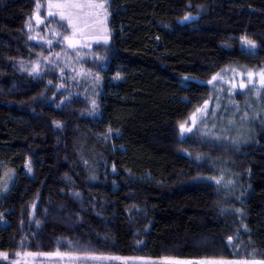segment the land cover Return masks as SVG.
I'll use <instances>...</instances> for the list:
<instances>
[{
  "label": "trees",
  "instance_id": "obj_1",
  "mask_svg": "<svg viewBox=\"0 0 264 264\" xmlns=\"http://www.w3.org/2000/svg\"><path fill=\"white\" fill-rule=\"evenodd\" d=\"M41 18L46 0H0V264L264 261V88L181 134L213 77L264 69V0H110V41L82 60L95 84L60 74Z\"/></svg>",
  "mask_w": 264,
  "mask_h": 264
},
{
  "label": "rangeland",
  "instance_id": "obj_2",
  "mask_svg": "<svg viewBox=\"0 0 264 264\" xmlns=\"http://www.w3.org/2000/svg\"><path fill=\"white\" fill-rule=\"evenodd\" d=\"M49 2L55 3L56 0H46V13H48L49 9L47 8V4ZM83 2V0H82ZM97 2H105L106 9V18L105 12L103 10H99L98 16H84L78 22V28L76 35H72V29L67 27L66 21H62L59 19V16H49L47 14V18H51L53 21L47 25L44 24L46 19L40 20V26H45L46 34V43L54 44L60 42L63 38V43H60L61 47L59 51V55L55 57V62L59 64H63V69L60 71V74L69 70L73 74L72 79H85L91 84H95L99 82V79L93 73L87 72V70L82 65V60L85 57L91 56V49L95 45L106 44L110 41V30H109V16H110V0H97ZM51 11L55 12L57 9L53 8ZM86 13L89 11H98V10H84ZM39 15L40 11H39ZM40 16H37L36 19L39 20ZM38 27V29H39ZM65 36L71 38L69 41L65 39ZM105 38H107V42H105ZM245 41H250L245 39L243 41V46L247 49H255L258 47V44L252 42L255 47H251ZM70 43L72 46H70ZM51 49V48H50ZM50 57V56H49ZM44 60V61H43ZM51 60V59H49ZM46 61V58L41 57V59L36 60L33 64L30 65L29 71L32 73H38L41 70L43 62ZM264 71V69H249L247 73H243L241 69H237L235 67L224 69L222 74L216 76V79L213 80V85L215 89V100L212 99L205 103L203 106L195 110L192 115L188 118V120L183 124L184 128L181 129L182 138H187L198 131L203 133V136L209 137L212 134V129L209 128V124H206L208 121V116L211 111L218 110V106L220 107L222 104L230 105L227 101L229 97H231L237 89H245V88H264V84L261 83V78L259 73ZM252 73L251 82H249V73ZM72 79H70L72 81ZM79 81V80H78ZM243 85V86H242ZM234 89H236L234 91ZM234 91V92H233ZM232 93V94H231ZM207 105V107H205ZM202 125V128L200 127ZM190 129V131H189ZM202 130V131H201ZM239 131L237 130L234 133L237 135ZM201 135V134H200ZM246 134L241 132L239 134V140L243 138ZM241 137V138H240ZM13 180L11 178L4 180L0 183V199L7 192V189L11 186ZM9 260L8 254L0 255V260ZM65 260V258H63ZM148 261V259H128V258H120L118 262L120 264H258L261 262L259 260L250 261V260H228V259H163V260H155ZM12 264H56L55 258L35 255V254H25L19 255L14 261L10 259L9 261Z\"/></svg>",
  "mask_w": 264,
  "mask_h": 264
},
{
  "label": "snow or ice",
  "instance_id": "obj_3",
  "mask_svg": "<svg viewBox=\"0 0 264 264\" xmlns=\"http://www.w3.org/2000/svg\"><path fill=\"white\" fill-rule=\"evenodd\" d=\"M39 8V5L37 6ZM47 8L49 9L48 15L49 16H59V19L62 21H66L67 27L72 29V35L75 36L78 28V22L84 16H98L99 10H103L105 12L106 18V9H105V2H97V0H56L55 3L49 2L47 4ZM57 9V11L53 12L51 9ZM85 9L89 10H98V11H89L85 12ZM187 19V17H185ZM65 39L71 40L70 37L65 36ZM105 42H107V38H105ZM251 47H255L252 41H245ZM70 46L71 43H70ZM249 82H251L252 73L249 74ZM261 78V83L264 84V71L259 73ZM216 79V77H213ZM243 86V85H242ZM207 107V105H205ZM184 126L181 125V129L183 130ZM190 131V129H189ZM6 255V254H5ZM57 255H59L57 253ZM90 259H108V257H88ZM112 259H120L119 257H113ZM210 264V262H209ZM258 264H264V261L258 262Z\"/></svg>",
  "mask_w": 264,
  "mask_h": 264
}]
</instances>
